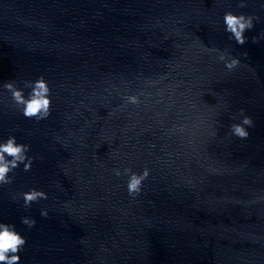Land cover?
Here are the masks:
<instances>
[{"label":"water","instance_id":"obj_1","mask_svg":"<svg viewBox=\"0 0 264 264\" xmlns=\"http://www.w3.org/2000/svg\"><path fill=\"white\" fill-rule=\"evenodd\" d=\"M228 8L0 0V82L43 74L52 87L40 121L0 93V136L35 157L0 187V220L27 240L20 264H264V38L252 40L264 19L236 44L217 23ZM226 46L241 61L231 71L215 51ZM240 108L254 121L245 140L228 134ZM125 166L150 169L136 197L112 172ZM30 186L47 200L10 199Z\"/></svg>","mask_w":264,"mask_h":264},{"label":"clouds","instance_id":"obj_2","mask_svg":"<svg viewBox=\"0 0 264 264\" xmlns=\"http://www.w3.org/2000/svg\"><path fill=\"white\" fill-rule=\"evenodd\" d=\"M257 10L248 9L249 0H236V8L225 9L220 15L217 23L219 30L227 34L229 41L243 45L248 37L245 33L253 29L254 25L260 23L264 16V0H255ZM264 38V29L259 36H253V42ZM217 58L224 62L225 67L231 71L241 62L239 56L233 55L229 47L217 48ZM247 55V53H243ZM0 93H6L9 98L10 107L25 119L40 121L46 119L51 113L52 87L43 74L34 78L6 79L0 82ZM126 102L136 104L139 102L137 95H128ZM228 134L245 140L249 137V129L254 126L251 115L240 108L238 114L231 118ZM15 132L7 136H0V187L11 184L17 171L29 172L32 170L34 155L31 145L22 139H18ZM215 135V132L212 133ZM117 177L124 176L125 188L129 196L136 197L144 189V182L150 175V169L145 166L140 171L131 167H116L112 170ZM48 193L39 187L30 186L13 193L10 199L19 202L25 209L30 208L33 203L47 200ZM48 209L41 207L40 215L47 217ZM21 223L31 228L36 220L30 215L20 218ZM26 237L17 230L13 223L0 220V264H20V253L24 250Z\"/></svg>","mask_w":264,"mask_h":264}]
</instances>
